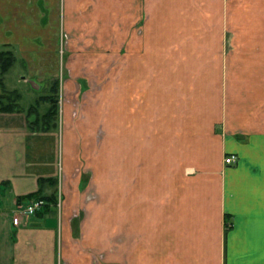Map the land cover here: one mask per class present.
<instances>
[{
    "label": "crops",
    "instance_id": "obj_1",
    "mask_svg": "<svg viewBox=\"0 0 264 264\" xmlns=\"http://www.w3.org/2000/svg\"><path fill=\"white\" fill-rule=\"evenodd\" d=\"M233 16L238 41L262 42L264 0H0V49L23 64L59 45L125 48L128 60H207L230 40ZM35 74L17 75L21 97ZM60 109L57 129L32 125L27 109L0 111V264H264V131L210 127L141 137L135 149L127 137L125 183L115 162V183L95 188L99 200L84 202L72 236L80 204L64 183L66 101ZM38 177L52 178L39 192L55 202L12 223L17 197L36 190Z\"/></svg>",
    "mask_w": 264,
    "mask_h": 264
},
{
    "label": "rangeland",
    "instance_id": "obj_2",
    "mask_svg": "<svg viewBox=\"0 0 264 264\" xmlns=\"http://www.w3.org/2000/svg\"><path fill=\"white\" fill-rule=\"evenodd\" d=\"M235 20L233 16L228 29L230 40L211 50L207 60H128L125 48L59 45L46 50L43 60L23 64L16 59L0 74V92L37 118L52 101L54 113L45 118L56 129L62 102L67 103L70 153L64 183L71 201L80 204L72 207V236L87 211L84 202L99 200L95 188L115 183V162L117 183H125L127 137L135 149L141 137L201 135L210 127L264 131V38L238 41L241 25ZM28 73L35 74V82H23L29 93L21 97L16 77ZM190 125L200 129L190 130ZM165 147L173 149L172 144ZM57 185L56 180L55 189Z\"/></svg>",
    "mask_w": 264,
    "mask_h": 264
},
{
    "label": "trees",
    "instance_id": "obj_3",
    "mask_svg": "<svg viewBox=\"0 0 264 264\" xmlns=\"http://www.w3.org/2000/svg\"><path fill=\"white\" fill-rule=\"evenodd\" d=\"M13 60H14L13 54L9 49H0V74H4L7 71V69L12 64ZM0 84H1V80H0ZM15 97L18 98V93L15 94ZM12 98H9V95L7 93L3 94V92H0V111L18 110L20 108L18 104L14 103L15 98H13V99ZM49 99H51V98H49ZM27 111H30L29 108ZM51 113H54V103H52V101H50V106H48V108L43 113L40 114L39 118L41 119V117H44V119L41 120L42 123L40 125H38L39 127L42 126V127H48L49 128V126H54L53 124L48 125L46 118H45V117L49 116ZM39 118H37L35 116L34 118L31 119L30 123L32 125H37ZM44 180L52 181V178L38 177L37 181L39 183V187L32 192H28L26 194L18 196L17 199L25 200V199H28V198L33 197V196L41 197L46 201V203L39 210H41V211L44 210L46 208V205L49 202H51V201L55 202L53 194L44 195V194H41L39 192L40 191V183H41V181H44Z\"/></svg>",
    "mask_w": 264,
    "mask_h": 264
},
{
    "label": "built area",
    "instance_id": "obj_4",
    "mask_svg": "<svg viewBox=\"0 0 264 264\" xmlns=\"http://www.w3.org/2000/svg\"><path fill=\"white\" fill-rule=\"evenodd\" d=\"M234 160L235 155L232 153L223 156V161L226 163L233 162ZM45 203L46 201L43 198L37 196L18 202L12 212V223L18 224L21 222H28L31 216H33L37 210L41 209Z\"/></svg>",
    "mask_w": 264,
    "mask_h": 264
}]
</instances>
